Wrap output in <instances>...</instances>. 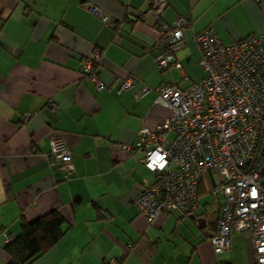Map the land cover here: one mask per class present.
Wrapping results in <instances>:
<instances>
[{
    "label": "crops",
    "instance_id": "0c3cea01",
    "mask_svg": "<svg viewBox=\"0 0 264 264\" xmlns=\"http://www.w3.org/2000/svg\"><path fill=\"white\" fill-rule=\"evenodd\" d=\"M153 2L0 0V264L10 260L3 233L16 238L23 220L53 210L65 218V234L34 264H257L248 232L232 235L229 252H214L223 199L206 183L193 214L160 215L153 223L142 217L134 201L154 174L133 146L141 127L170 117L155 104L157 93L142 89L202 81L195 35L213 27L230 44L264 34V0H165L161 14ZM179 17L189 24L176 52L188 80L175 68L160 72L148 52L160 38L158 25ZM96 51L103 91L80 73L82 59ZM130 76L139 82L118 93ZM53 139L70 148L75 171L67 178L50 156Z\"/></svg>",
    "mask_w": 264,
    "mask_h": 264
},
{
    "label": "built area",
    "instance_id": "2783aa9c",
    "mask_svg": "<svg viewBox=\"0 0 264 264\" xmlns=\"http://www.w3.org/2000/svg\"><path fill=\"white\" fill-rule=\"evenodd\" d=\"M152 8L161 14L165 0H154ZM92 13L105 25L116 27L96 8ZM185 17L158 25L160 38L149 53L160 72L175 68L188 80L176 52L185 46ZM205 77L182 88L176 82L153 89L145 86L141 95L155 91V104L170 111L162 124L143 126L133 148L144 153L143 165L154 174L145 181L134 201L139 214L149 223L160 215L179 212L191 215L199 209L203 183L209 194L222 198L218 230L211 238L214 252L230 251L234 233L248 232L253 238L257 264H264V34L224 44L215 28L196 34ZM102 53L82 59L80 73L98 91L106 87L96 74ZM139 82L135 76L123 81L118 93ZM57 112V102L50 103ZM33 113L24 116L28 121ZM51 154L65 177L75 171L70 148L61 139L50 142ZM6 243L14 240L3 233ZM132 247V246H131ZM107 264H121L110 260Z\"/></svg>",
    "mask_w": 264,
    "mask_h": 264
},
{
    "label": "trees",
    "instance_id": "16d2710c",
    "mask_svg": "<svg viewBox=\"0 0 264 264\" xmlns=\"http://www.w3.org/2000/svg\"><path fill=\"white\" fill-rule=\"evenodd\" d=\"M65 222L58 210L50 211L31 222L23 220L19 235L4 246L10 258L7 264H34L63 238Z\"/></svg>",
    "mask_w": 264,
    "mask_h": 264
}]
</instances>
